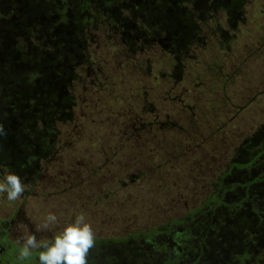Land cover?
I'll return each instance as SVG.
<instances>
[{"label":"rangeland","instance_id":"rangeland-1","mask_svg":"<svg viewBox=\"0 0 264 264\" xmlns=\"http://www.w3.org/2000/svg\"><path fill=\"white\" fill-rule=\"evenodd\" d=\"M92 26L89 61L71 83L74 115L56 122L55 152L20 199L0 194L8 240L21 247L49 212L59 224L38 239L81 213L97 238L114 239L184 216L212 194L237 148L264 123V0H247L234 29L223 12L202 22L201 40L179 70L156 44L130 49L104 17ZM9 171L0 166V182Z\"/></svg>","mask_w":264,"mask_h":264},{"label":"trees","instance_id":"trees-1","mask_svg":"<svg viewBox=\"0 0 264 264\" xmlns=\"http://www.w3.org/2000/svg\"><path fill=\"white\" fill-rule=\"evenodd\" d=\"M247 0H0V166L34 183L56 149V122L73 118L71 83L87 64L96 17L137 41L171 54L177 70L201 40L202 22L225 14L234 29ZM217 32H228L217 24ZM137 49V48H135ZM0 219V264L27 260ZM264 250V123L237 148L212 194L198 208L145 232L96 238L89 264H261Z\"/></svg>","mask_w":264,"mask_h":264},{"label":"clouds","instance_id":"clouds-1","mask_svg":"<svg viewBox=\"0 0 264 264\" xmlns=\"http://www.w3.org/2000/svg\"><path fill=\"white\" fill-rule=\"evenodd\" d=\"M3 132L0 126V133ZM23 179L14 172H7L0 182V194L6 193L8 201L20 199L25 192ZM59 224L55 213L49 212L36 224L35 231L22 237L19 258L27 260L33 250H39V264H89V255L96 247L97 233L84 214H77L50 239H38L36 233L52 231Z\"/></svg>","mask_w":264,"mask_h":264}]
</instances>
